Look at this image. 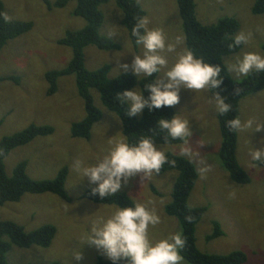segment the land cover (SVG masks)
I'll return each instance as SVG.
<instances>
[{
    "label": "rangeland",
    "instance_id": "1",
    "mask_svg": "<svg viewBox=\"0 0 264 264\" xmlns=\"http://www.w3.org/2000/svg\"><path fill=\"white\" fill-rule=\"evenodd\" d=\"M6 20L32 22V30L6 44L0 51V77H15L18 85L5 81L0 84V140L17 133L29 125H47L54 129L51 136L36 138L27 146L12 151L4 160L6 175L11 177L20 162H26L27 175L36 181L52 180L62 167H67L68 177L65 190L71 202H64L57 196L24 195L18 203L0 207V221H11L26 232L42 226L51 225L56 235L46 249L31 247L19 249L12 247L7 254L8 264H66L64 256L76 238L88 227L92 218L107 214L112 206H100L82 199L83 193L94 187L84 179L79 184L72 172L76 159H92L107 147L106 139L122 133L117 117L106 110L96 91L90 90L94 105L101 112V120L96 123L89 140L73 139L70 125L84 117L83 104L77 95L74 77L67 76L58 80L57 92L46 95L47 85L44 74L51 70L65 68L71 58L68 48L59 46L57 41L66 31H76L85 22L73 15L75 3L64 9L47 10L42 0H1ZM54 2L55 0H48ZM151 21V28L163 29L170 41L183 37L181 20L175 0H136ZM197 19L204 25L215 24L226 17L235 18L239 31H250L253 39L248 45L231 56L224 58V64L232 62L235 55L260 50L264 52V14L253 16L251 9L254 0H194ZM104 16L100 34L113 39L121 47L119 51L103 52L94 47L84 50L85 66L96 70L109 65V78H115L124 71L118 69L117 53L120 63H131L132 56L127 54L128 36L121 26L122 13L115 0H109L99 8ZM114 32L116 36H109ZM183 43L177 51H182ZM139 51V49H137ZM170 56V62L173 59ZM128 72L131 73V70ZM231 77L238 80L232 73ZM139 79V78H138ZM133 89H139L137 86ZM214 94L195 95L187 90L179 93V103L173 107L175 114L187 116L191 124L188 141L178 145H157L166 149L167 154L188 159L196 168L198 179L189 196L190 207H205L195 230L197 249L205 254L228 255L239 251L246 256L244 264H264V166L253 168L248 156L245 138L237 134L236 156L240 166L250 177L247 185H237L230 181L222 168L218 153L220 133L217 117L211 112L208 98ZM255 115L264 120V90L240 101L239 116L247 118ZM116 118H114V117ZM137 115L136 118H140ZM264 131L253 133L250 144L258 148L259 139ZM191 148V155H180L182 148ZM207 169L202 174V170ZM176 172H168L141 180L133 178L119 192H124L133 200L152 198L155 202L161 223L150 229L153 238L181 232L178 222L165 214V206L171 201V192L176 180ZM152 189L156 194L153 193ZM93 214L92 217H89ZM217 222L223 236L211 241L207 237ZM83 260L68 261V264H95L98 258L107 259L101 252L88 245L82 248ZM185 264H187L185 262Z\"/></svg>",
    "mask_w": 264,
    "mask_h": 264
},
{
    "label": "trees",
    "instance_id": "2",
    "mask_svg": "<svg viewBox=\"0 0 264 264\" xmlns=\"http://www.w3.org/2000/svg\"><path fill=\"white\" fill-rule=\"evenodd\" d=\"M42 2L49 11L64 9L69 3L74 2L73 15L85 22L84 27L76 31H66L63 37L57 41L59 46L68 48L71 51V58L66 67L51 70L44 74L47 96H53L57 92L60 78L74 77L76 92L83 104L84 117L82 120L70 125L71 138L89 140L93 126L101 120V112L94 105L90 93V90H94L98 93L102 106L118 118L122 134L128 136L130 142H134L142 135H154V142L157 145L186 143L179 140H166L165 134L156 127V122L159 119H170L175 115L173 107L153 109L152 112L145 109L140 118H129L126 115V106L121 105L116 100L117 95L123 91L132 90L136 86L142 89L150 80L140 81L130 72H124L115 78H109L111 70L109 65H103L92 71L86 68L84 50L87 47L91 46L103 52L121 50L120 45L113 39L100 34L104 16L99 8L106 5L109 0H55L54 2L42 0ZM115 2L122 13L120 24L129 39L135 21L140 17H145L146 13L136 0H115ZM175 3L181 20L184 46L192 50L197 57L222 68V84L218 89L210 92L213 94L219 92L222 97L226 98V102L232 104L233 111L224 117H217L221 138L218 158L231 182L241 186L247 185L250 183V177L240 166L236 156L238 136L236 133L229 131L225 124L227 120L239 116V104L242 99L264 90V73L235 81L227 71L224 58L238 53L243 47L241 45L238 48H229V44L232 43L231 38L238 33L240 28V24L235 18L226 17L218 20L215 24L204 25L197 19L194 0H175ZM251 14L253 16L264 14V0H254ZM32 28V22L6 20L4 5L0 0V51L8 42L29 33ZM5 81L18 85V79L15 77H0V84ZM237 90H239V93H237ZM147 95L148 93L145 92V96ZM2 123L3 120H0V126ZM53 132L54 129L51 126L32 124L0 140V207L8 203H18L27 194H50L59 197L64 202H71L65 190L68 177L67 167H62L52 180L36 181L27 175L26 162H20L15 166L11 177L6 175L4 160L12 151L27 146L36 138L51 136ZM167 155L169 161H174V163L166 164L159 175L176 172L177 177L172 188L171 201L165 206L164 211L167 216L178 222L186 239L185 248L181 253L185 258V262L187 264H244L246 256L239 251L228 255H214L202 253L197 249L195 230L206 212V208L190 207L188 199L198 179V174L195 166L188 159L172 154ZM152 191L156 194L153 189ZM82 199L100 206H113L114 204L130 206L132 202L124 192H118L111 197L101 199L98 196H92L90 189L83 193ZM212 226L213 231L207 237V241L222 237L224 234L217 222H213ZM55 235L56 229L51 225H45L34 231L26 232L14 222L0 221V264H8L7 254L12 247L46 249L50 247ZM50 264L60 263L52 262ZM95 264H111V261L98 258Z\"/></svg>",
    "mask_w": 264,
    "mask_h": 264
},
{
    "label": "clouds",
    "instance_id": "3",
    "mask_svg": "<svg viewBox=\"0 0 264 264\" xmlns=\"http://www.w3.org/2000/svg\"><path fill=\"white\" fill-rule=\"evenodd\" d=\"M150 23L148 17H140L131 28L127 45V54L132 56L131 63H120L119 57L124 53H117L119 70H131L132 75L140 81L150 80L142 89L125 90L117 95L116 100L126 106L129 118L142 114L145 109L152 112L153 109L174 107L179 103L181 90L195 95L206 94L218 89L223 81L221 66L206 62L186 47L178 52L177 48L183 43V37L178 36L175 41H170L163 29L151 28ZM109 36L116 34L110 32ZM231 39L229 48H238L248 45L253 34L250 31H240ZM170 56L174 57L171 62ZM227 71L238 80L264 73V52L256 50L235 55L232 62L228 63ZM145 92L148 93L147 96ZM208 103L216 117H224L233 111L232 104L226 102V98L219 92L213 98H208ZM182 112L184 111L170 119L161 118L156 122L157 129L165 134L166 140L188 141L192 134L191 124ZM225 126L232 133L245 138L251 167L264 166V137L257 141L260 145L258 148H253L250 144L253 133L264 131V120L255 115L243 119L234 116L226 121ZM154 141V135H142L130 142L128 136L117 133L106 139V149L94 158L73 161L75 184L86 179L89 185H94L91 195L104 199L117 194L133 178L147 180L158 176L166 164L174 161H169L166 149L157 146ZM180 155H191V148H182ZM206 171L207 169L202 170V174ZM92 216L93 214L89 217ZM160 223L155 202L150 197L133 200L130 206L114 204L109 213L95 215L88 227L67 248L64 253L66 264L70 260H83L81 250L84 245L101 252L111 264H185V258L181 254L186 245L183 233L177 231L155 239L150 229Z\"/></svg>",
    "mask_w": 264,
    "mask_h": 264
}]
</instances>
